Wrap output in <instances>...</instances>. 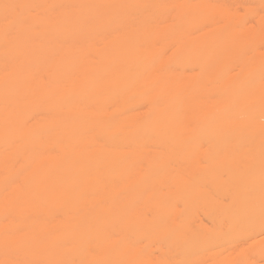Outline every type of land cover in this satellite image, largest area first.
I'll use <instances>...</instances> for the list:
<instances>
[{
	"label": "bare ground",
	"instance_id": "obj_1",
	"mask_svg": "<svg viewBox=\"0 0 264 264\" xmlns=\"http://www.w3.org/2000/svg\"><path fill=\"white\" fill-rule=\"evenodd\" d=\"M166 2L0 0V264H157L135 245L136 235L163 239L171 252L188 257L231 241L238 229L264 222L262 199L243 205L236 194L230 204H217L186 184L177 193L158 196L153 219L129 215L133 203L148 206L153 195H133L139 181H120L121 147L129 142L125 136L264 134V77L258 79L264 74V55L251 57L252 64L239 73L236 68L233 77L223 72L226 80L216 72L243 47L248 51L255 36L250 34L249 43L248 31L246 40L237 42L231 9L216 2L228 18L224 25L213 19L209 22L220 27L205 33L204 45L187 42L197 2L191 10L188 0ZM167 5L175 8L171 15ZM204 5L207 15L212 8ZM134 7L141 12L137 26L115 31L130 22ZM152 18L155 26L149 25ZM166 37L168 42L177 39V47L162 58L154 45ZM205 46L212 55L218 53L210 60L220 64L216 71L208 62L206 67ZM198 50L206 55L200 54L208 68L206 80L216 84L223 78L220 86L201 87V79L179 72L199 59ZM206 88L212 98L205 104L200 93ZM111 103L113 111L107 108ZM140 104L147 110L138 115L133 110ZM31 117L36 120L29 125ZM154 182L164 183L143 184ZM242 182L237 184L264 190V181ZM183 196H188V209L204 208L213 216L214 229L193 230L177 218L165 220L171 203Z\"/></svg>",
	"mask_w": 264,
	"mask_h": 264
},
{
	"label": "rangeland",
	"instance_id": "obj_2",
	"mask_svg": "<svg viewBox=\"0 0 264 264\" xmlns=\"http://www.w3.org/2000/svg\"><path fill=\"white\" fill-rule=\"evenodd\" d=\"M166 1L168 2V0ZM191 1L193 2V0ZM203 1H202L203 3L201 2V0H197L196 1L197 3L195 2L197 5V10L196 9L195 10L192 9V10L197 12L195 13L196 15L195 14L192 15L189 12L190 16L192 15L195 18L194 20L191 19L193 21V22L191 21L192 22L191 24L193 25L191 26L190 24L188 26V30L186 32L188 36L186 37L185 34L184 38L185 39L187 38V42L190 41L191 39H194V40H198L202 45H204L205 43L203 42V39L206 36L205 33L207 34L208 31L209 34V31L210 32L211 30L213 31L215 27L217 28V26L219 25H224V23L226 22L225 20L228 19L222 17L223 15L221 14L222 11L225 9L224 7H226L225 5L228 6L227 8H229V10L231 9V12L233 13L232 15H234L233 17H236L239 20L238 22L236 18L232 17V20L233 19L235 20L232 24V35L234 36L238 35V37L240 36L237 42L241 43L240 42L241 40L245 41L246 40L245 35L248 34L247 33L248 31H249V35H247L248 42L250 39L249 37L251 35L255 36V37L252 36L255 41L251 38L250 40H252L253 43L249 42L250 45L253 44L252 45L253 48L249 50V48L252 46L248 45L249 47L248 48L246 47V49H248L247 51L244 49L245 47H243L241 53L235 55L237 57L232 56L234 58L232 61H229L230 62L229 65L225 66L226 64L224 63V67L222 68L220 66L221 68H219V70H217L218 69L217 66L219 67L220 64L217 65V62H215V65H213L214 62H212L213 64L210 63V60L215 61V59H213L212 57L216 52L213 51V55H212L211 53L212 51L210 52L206 46H205L206 49L205 48L204 49L206 50V52L208 50V53H206L207 57L206 55L203 54L205 53L203 52L205 51L204 49L202 51L203 53L200 52V50H198L199 59L194 60L191 64L190 62H188L184 66L185 69L184 67L183 69L182 68L178 69L179 72H186L187 77H189L190 79L196 77L195 79L198 82L200 79L201 81L203 80L204 81L203 83H201V81L199 83L201 84V87L202 84L205 83L207 85V88L210 89L213 87L220 86L222 84L223 78L222 79L218 78L217 80H215L216 84L215 82L206 80V77L209 76L206 72L208 68L205 69L204 66L202 65L203 59L200 57L202 54L203 57H206L205 58L206 65L207 62L210 63L211 69L215 71L217 70L216 72L218 73L219 71H221L220 75H222V77L224 78L225 76L229 77V75L230 76L232 75L233 77L237 72L239 73L241 69H243V67L247 68V65L252 64L251 60L252 58H254V55L255 57L257 55L258 57L264 55V24H263L264 14L261 13L262 10H263L262 12H264V3H263L264 0L262 2L263 4L259 3L262 0H248V1L227 0V2H225V0H220L221 6L218 0L216 1L203 0ZM192 2L190 5L192 6L193 4L194 7L193 6L190 7L189 5L190 2L188 0V5L190 7L189 8L190 10L191 8L196 7L195 3ZM216 2H218L219 7L223 6L224 9L219 8V10L222 11L217 10L218 4ZM257 2L259 3V5H257ZM205 3H206V7L209 6V8H212L211 5H209L212 3H213L212 6L214 5L213 6L214 8L216 6L217 9L215 8L214 10V8H212L215 13L211 12L213 13L212 15L216 14L215 17L212 15H210L211 17L207 16L209 15V12L212 11V9L208 11L207 15H205L207 12L205 13V9L202 8L205 6L204 5ZM244 4L246 6H244ZM169 7L170 5L168 6V8ZM171 8L172 10L175 9L174 7ZM171 8H169L168 10V13L170 15L172 14L170 12L174 13V11H170ZM232 9H234V11ZM216 10L218 11L217 13H219V15L216 13ZM253 10H254V14H253ZM256 10L257 12L255 15ZM146 12L147 11H145L144 14H146ZM237 12L239 13L238 15ZM149 13L150 12L148 11V14ZM203 14L205 15V17L208 18H205ZM260 14L262 16H260ZM140 15H141L140 9L134 7L128 13V16L131 17L129 18L130 22L118 26L117 29H115V31H122L124 29H130L136 27L137 23L135 19ZM190 16L188 17L189 20H190ZM192 16L191 18H193ZM225 17H227V15H225ZM256 17H259V19ZM153 18L152 20L150 19L151 22L148 19L150 23L149 25L153 26V24L155 23L154 21L155 19ZM256 19L258 20L256 21ZM261 19L262 21H260ZM211 20H213V22H218L219 25L218 23H215V25L213 23L211 24L210 23L212 22ZM240 20L242 23H240ZM160 21L163 23L162 26L166 25L164 24L165 22H163V20ZM201 22L202 24L200 25ZM256 23H258V25ZM211 25H213V27H211ZM239 25L241 26L244 25V26L239 27ZM190 26L192 28H190ZM208 26L211 27L212 29L210 28L208 30ZM159 27H161V24ZM159 27L156 28L154 27V28L159 30L158 29ZM200 27L202 28L201 32H200L201 29ZM205 29L207 30L204 31ZM258 30L260 37H257L258 35H256L258 33L257 32ZM202 33H204V37L202 36L203 35ZM207 36L209 37V35ZM166 38L164 39L167 41L168 38L167 39ZM258 38L259 39L261 38L262 40L260 39L259 41ZM169 39H171L169 40V42H173L172 44L169 43L168 41L166 42L167 44L166 43L162 44V42H165V40H162L161 38H159V40H161L162 42H160L158 39L155 42L154 46L156 48V51L157 49H159V52H161V55H163V56L161 55L159 56L162 58L171 56L172 52L176 50L177 39L175 40L173 38H169ZM206 39L207 38H205V40ZM256 39L259 41V43L257 42V44L259 45L256 44ZM233 41L234 43L236 42L235 39ZM159 42L161 43V45H159L160 44ZM255 44L257 46L254 47ZM161 46L163 47L161 48ZM203 47L204 46H202V48ZM259 52H261V54ZM243 54L245 55L243 56ZM220 55L222 54L220 53L219 56ZM215 56L218 57V53L217 55L215 54ZM239 57L242 60V61L240 60L241 63L238 60L240 59ZM219 60L220 61H218V63L219 62L221 63L222 60L221 59ZM240 64L242 65V67ZM237 65L240 66L237 67ZM213 66H216V68L214 67L213 69L212 68ZM206 67H208V65ZM236 68L237 69L239 68V71L236 72L237 70ZM223 72L225 73L224 74L225 76L223 75ZM234 72L236 73L234 74ZM260 77L258 79H262L264 77V74L262 75L261 78ZM199 84L197 85L199 86ZM207 88L203 89V92H201L200 90L201 92L200 94L203 95L202 101H204L205 104L209 98L210 99L212 98L211 92H207L206 94ZM208 93L211 94L207 97ZM146 107L140 104L134 107L133 111L134 113L141 115L143 112L147 110ZM107 108L109 111H113L115 109V105L111 103L108 105ZM39 116H41L40 113L36 115V117ZM240 117L241 119L244 118L243 115H241ZM261 119L262 120L260 121L264 123V118L262 117ZM35 120H36L35 117L29 118L28 119L29 125H32L35 122ZM125 139H128L129 142L123 141L121 147L122 157H121L120 181H124L123 184H127V181H139L136 184L135 188L132 189L131 191L133 195L139 194L140 197L143 199L147 198L149 195L150 196L153 195L149 199L148 206L142 205L137 207V203H133L132 207L129 210V215L133 216L134 219H136L135 216L137 214H140L142 216V219L144 220L153 219L156 215V211H157L156 209L158 208L157 207L158 196L161 193H166V194L170 192L177 193L178 186L182 184H186L187 187L190 186L197 188L198 191L201 190L202 195H205L210 201H214V203L217 204L218 203L230 204L231 201L233 200V196H235L236 194H240L241 199L245 200L244 202L246 203H243V205H247L248 202H250V199L251 201L253 200L254 202L256 199L257 200L262 199V201L264 200V190H262L259 187H256V185L254 186L250 185L248 187V185L240 186L239 184H237V182L243 184L242 181H252V182L264 181V134L261 135L248 134V135H238V136L232 135L230 137H221L219 135H213V136L170 135L169 137L154 136V135H131V136H125L124 140ZM143 181H164V183L162 184L159 182H154L151 184L144 185ZM252 187L255 188L252 189ZM248 194L250 195L248 196ZM246 197L247 198L249 197V199L247 200ZM187 201H188V196H183L182 198H178L176 201L172 202L171 207H169L168 209V215L167 217H165V220H173L174 218H177V221L179 223H183L185 225L188 224V226H190V229L193 230H198L203 228L214 229L215 222L213 220V216L210 215L209 212L204 208L188 209ZM136 207L137 208L140 207V209L137 210ZM237 231L238 232L234 234L231 241L223 243L211 250H204L199 254L189 255L188 257L182 256L177 251L171 252L166 242L163 239H159V238L157 239L155 237L150 238L146 234L136 235L135 245L141 247V251L145 255V258L147 260H153L157 264H264V222L260 225L253 224L252 227L249 228L245 227L244 229L242 230L238 229Z\"/></svg>",
	"mask_w": 264,
	"mask_h": 264
}]
</instances>
